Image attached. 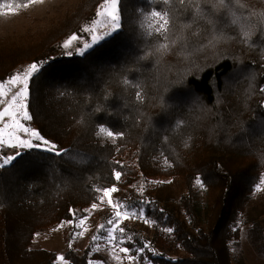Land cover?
<instances>
[{
	"label": "trees",
	"instance_id": "trees-1",
	"mask_svg": "<svg viewBox=\"0 0 264 264\" xmlns=\"http://www.w3.org/2000/svg\"><path fill=\"white\" fill-rule=\"evenodd\" d=\"M26 2L0 0V13ZM102 2L80 0L48 31L0 47V81L40 62L31 122L64 153L27 150L0 169V264H56L54 251L32 248L38 232L84 217L100 190L164 178L187 194L181 212L147 203L159 233L140 264H246L230 243L264 175V0H121L117 32L65 55L63 42ZM157 10L168 13L167 31L151 17ZM101 127L122 135L105 141ZM198 183L209 191L203 218ZM250 220L259 247L264 226ZM65 256L90 262L89 250Z\"/></svg>",
	"mask_w": 264,
	"mask_h": 264
},
{
	"label": "rangeland",
	"instance_id": "rangeland-1",
	"mask_svg": "<svg viewBox=\"0 0 264 264\" xmlns=\"http://www.w3.org/2000/svg\"><path fill=\"white\" fill-rule=\"evenodd\" d=\"M79 1L36 0L22 12L2 11L0 13V47L12 43H27L31 40V35L48 31L65 15L72 13ZM106 7V0H103L97 10L96 19L84 26L82 33L76 36L77 39L72 41L69 48L65 49L62 46V51L65 55H81V50L84 53L89 51L96 44L108 39L119 30L112 31V23L106 14ZM108 33L112 34L108 35ZM93 37L96 38L95 41ZM70 38L65 40L63 45ZM86 45H90V47H85ZM32 63L21 65V67H26L18 72L26 70L28 65ZM9 78L0 81V83H4V91L6 93L3 103H0V110H3L11 103L12 97L18 91L17 85L7 83ZM26 103L28 105L27 101ZM18 105L19 101H17V105L13 106L12 110H18ZM20 119L22 123H26L27 126L36 130L31 121H24L22 116ZM11 123L12 121L8 118L0 122V130H2L6 140L12 131L7 125ZM99 135L105 141H114L115 139L108 137L106 132H100ZM15 151L16 149L0 146V156L12 155L15 154ZM24 151L26 150H21L22 153ZM258 186L261 191H255L253 199L248 205L246 213L248 221L245 220V216L242 221L237 223L240 229V238L230 243L232 256L235 259L238 257L243 258L246 264H264V238H261L260 243L258 242L259 247H257L252 244L249 235V228H251L250 219L257 218L260 225L264 226V175L262 182ZM182 188L177 182L174 183L166 178L149 181L140 180L137 185L131 188L117 189L116 192L111 193V204L107 196L103 197L101 201L100 197L103 190H100L98 199L94 203L96 207L87 208L86 215L81 217L83 218V223L80 222L81 218L78 217L55 228L42 230L36 234L32 248L54 251L57 254L56 264H70L65 256L68 251L81 254L87 250H89V258L92 264H140L138 256L144 253V247L148 246L151 248L147 239L154 241L159 233L154 221L146 213L147 203L154 199L155 202H160L162 205L168 204L176 208L178 212H181L182 192L187 194V191ZM193 197L198 212L203 218L205 206L209 200V191L198 183L194 187ZM141 201L144 203H141ZM129 208L137 209L138 214L135 216L129 215L125 218V213ZM140 209H143V212H140ZM116 211L121 212V217L117 218L115 216ZM182 216L186 221L189 220L186 214ZM109 220H112L113 223L109 224ZM101 225H104V227L101 228ZM110 228L114 229L112 234L117 241L123 239L122 244L109 242L108 229ZM121 228L124 229L123 233L120 232ZM93 237H96V239L94 240ZM137 242L143 244L140 246ZM120 247H128L131 251L127 254L122 253L119 251ZM137 249H142V253H138ZM61 256L64 257V260L60 259ZM129 256H136L137 259L129 260Z\"/></svg>",
	"mask_w": 264,
	"mask_h": 264
},
{
	"label": "snow or ice",
	"instance_id": "snow-or-ice-1",
	"mask_svg": "<svg viewBox=\"0 0 264 264\" xmlns=\"http://www.w3.org/2000/svg\"><path fill=\"white\" fill-rule=\"evenodd\" d=\"M35 0H27L26 3L23 4V7H27L28 3H34ZM183 2V0H181ZM221 3H224V0H220ZM164 3H167V0H164ZM120 4L121 0H106V14L109 18V20L112 23V31L115 32L120 28ZM8 7L11 9L12 5L9 4ZM17 7H20V5H17ZM152 18H158L159 21H162V24H160V28L167 31V26L169 24L168 20V13L167 11L161 12L159 10L151 12ZM112 33H108V35H111ZM76 36H72L68 41H66L63 45L65 49L69 48V46L72 44V41L76 40ZM95 37H93V40L95 41ZM85 47H90V45H86ZM162 48H167V45H161ZM81 55L84 54L83 50L80 52ZM40 70V62H34L31 65L27 67L26 70L22 72H18L12 77H10L7 81L8 84L17 85L18 91L16 94L12 97L11 103L7 105V107L3 108V110H0V122H3L5 118H8L12 121L10 125H7L12 131L9 133L8 139L6 140L4 138V135L2 133V130H0V146L16 149L15 154L12 155H3L0 156V169L5 168L7 165H10L13 161L17 160L18 157H20L23 153L21 150H37V151H44L51 153L56 156L63 155V151L59 148V146L45 138L39 131L30 128L27 126L26 123H22L20 117H23L24 121H31L32 116L28 112V105L26 101L29 98L30 94V81L34 74H37ZM5 85L4 83H0V103H3V98L5 97L6 93L4 91ZM261 91H264V89H261ZM137 99H140L139 95L137 96ZM17 101H19L18 110H12L14 105H17ZM99 110V109H98ZM101 133L106 132L108 137L115 138L117 135H122V133H114L112 130H107L103 127L99 129ZM27 137V138H25ZM35 141V142H34ZM114 178L116 181H119L121 178V172L116 171L114 174ZM257 191H261L260 187L257 186ZM117 191L116 187H112L109 189H104L102 191V196L100 197L101 201L103 200V197L107 196L109 197V203L111 204V193H114ZM141 203H144L141 201ZM93 208L96 207L95 204L92 205ZM119 207V205H117ZM140 212H143V209L139 210ZM138 214L137 209L129 208L127 209L125 213V218H127L129 215L135 216ZM73 216L75 218V213L73 212ZM115 216L117 218L121 217V212L116 211ZM81 223H83V218H81ZM109 224H112L113 221L109 220ZM62 226V225H61ZM101 228L104 227V225L100 226ZM168 231H172L171 229H168ZM114 232V229H108L109 233V242L110 243H117L122 244L123 239H120L119 241L116 240V237L112 234ZM120 232L123 233L124 229L121 228ZM78 234V233H77ZM95 240L96 237H93ZM119 251L122 253H130L131 249L128 247H120ZM138 253H142V249H137ZM61 260H64V257H60ZM119 259V257H117ZM137 259L136 256H129V260H135ZM89 264H92L90 261Z\"/></svg>",
	"mask_w": 264,
	"mask_h": 264
}]
</instances>
